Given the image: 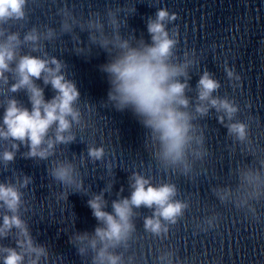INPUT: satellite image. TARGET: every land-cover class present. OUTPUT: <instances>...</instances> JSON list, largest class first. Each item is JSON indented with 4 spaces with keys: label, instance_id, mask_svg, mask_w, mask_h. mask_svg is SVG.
<instances>
[{
    "label": "water",
    "instance_id": "water-1",
    "mask_svg": "<svg viewBox=\"0 0 264 264\" xmlns=\"http://www.w3.org/2000/svg\"><path fill=\"white\" fill-rule=\"evenodd\" d=\"M161 11L176 41L168 63L187 65L188 73L178 79L188 84L190 103L182 110L191 116V139L176 163L163 158L147 118L121 104L108 71L129 50L153 44L149 25ZM23 12L0 20V45L17 37L15 58L0 78V127L10 101L33 108L28 88L12 91L26 56L52 69L58 61V75L79 93L78 119L68 117L64 141L57 140L58 122L52 125L40 147L44 157L30 155L28 140L0 138V185L20 197L15 212L0 202V227L16 216L28 233L13 225L0 235V264L9 251L22 255V264H101V251L103 264H110L108 256L118 264H264V0H25ZM205 73L220 85L212 98L237 108L231 118L199 100ZM45 76L32 79L47 103L59 92ZM234 124L246 126L243 139L230 131ZM5 152L14 158L5 160ZM60 167L71 168L72 183L54 175ZM137 176L153 187L174 186L172 201L185 205L182 215L175 223L160 217L167 231L156 234L145 226L157 218L156 207L132 206L126 238L101 241L97 229L106 224L90 201L101 197L102 210L115 215L113 204L131 199ZM29 238L42 255L28 249Z\"/></svg>",
    "mask_w": 264,
    "mask_h": 264
},
{
    "label": "clouds",
    "instance_id": "clouds-1",
    "mask_svg": "<svg viewBox=\"0 0 264 264\" xmlns=\"http://www.w3.org/2000/svg\"><path fill=\"white\" fill-rule=\"evenodd\" d=\"M24 3L25 0H0V20L23 17ZM167 15V12L161 11L159 21L149 25L153 39L151 46H147L143 50H129L108 71L115 74L121 104L133 105L139 114L147 118L145 123L159 134L163 158L176 163L184 158L185 148L191 139L189 133L192 125L190 123L191 116L182 110L187 108L190 103L185 95L188 84L182 83L178 79L181 76L188 77L187 65L174 66L168 63L176 41L169 38L162 23ZM26 39L35 40L36 37L28 36ZM16 40L17 37L12 36L9 38V43L0 45V78L10 70V62L15 58L14 45L11 42ZM123 46L127 47L126 44ZM52 63L57 65L55 69L48 67V62L45 60L27 56L21 58L16 68L19 77L18 83L13 86L12 91H17L22 87L28 88L33 108L29 111L20 107L16 101H10L4 116V126L0 127V138L11 137L19 141H30L31 156L44 157L47 155L46 151H40V147L53 124L58 122L57 140L64 141L65 137L61 133L71 126L68 117L78 119V113L74 110L73 103L79 93L74 85L65 82V78L58 75L60 72L58 61L53 60ZM42 73H47V76L44 77L45 83H51L59 92L55 99L47 103L43 97V90L37 88L32 79L33 77L39 79ZM229 75L231 76L232 73L229 72ZM219 87V83L205 73L199 81V100L208 102L217 110H224L231 118L237 108L226 100L212 98V93ZM197 111L203 115L207 113L208 108L199 106ZM230 131L243 139L246 135V126L234 124ZM68 139H72V137ZM51 147L52 144L49 142V148ZM91 155L100 157L102 150H93ZM13 158V153H4L5 160L11 161ZM54 175L62 181L72 183L70 167H60L55 170ZM134 188L130 200L125 199L113 204L115 215L102 210L104 204L101 197L90 201L94 215L106 224V228L97 229L96 234L101 241L118 243L126 238L132 228L130 223L132 206L156 207L157 218H149L145 222L146 228L156 234L162 230L167 231L163 228L160 217L175 223L176 218L182 215L185 205L172 201V197L176 193L174 186L153 187L148 180L137 176ZM19 199V193L14 188L0 185V202L6 205L9 210L16 211ZM13 225L21 228L25 237L28 236L21 220L16 216L4 218V225L0 227V235L5 234L6 230ZM23 244L24 242L21 241V246ZM27 246L30 251L36 252L38 255L43 254V249L32 247L30 238L27 240ZM93 246H95V241H93ZM104 258V251H101V264H103ZM23 259L22 255L15 251H9L4 264H22ZM107 259L110 264H118L119 261V258L114 256H108ZM33 264L36 262L33 261Z\"/></svg>",
    "mask_w": 264,
    "mask_h": 264
}]
</instances>
